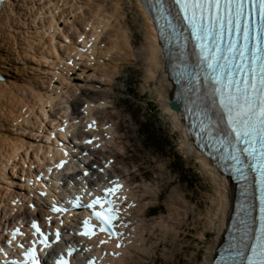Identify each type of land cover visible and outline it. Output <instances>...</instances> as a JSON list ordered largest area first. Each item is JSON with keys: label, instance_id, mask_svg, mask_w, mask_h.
<instances>
[{"label": "bare ground", "instance_id": "obj_1", "mask_svg": "<svg viewBox=\"0 0 264 264\" xmlns=\"http://www.w3.org/2000/svg\"><path fill=\"white\" fill-rule=\"evenodd\" d=\"M18 1L19 0H5L3 3L5 5V10L3 12V16L0 17V69L4 75H7L6 81L2 85H0V166L6 168L2 172L3 181L6 178L7 173L9 174L8 166L5 165V162L17 158V156L19 155L21 156V150L26 151V148L30 146L28 140L32 137L31 134L33 135V137H35L34 126L36 124L33 125L32 131H29V133L26 134L25 128L34 122L27 118L24 113L25 110L35 116H37L38 114L39 117H37V119H39L40 121H42L41 116H43L44 118L51 120L54 124H60L57 119L53 120L51 117H49V111L57 114L61 119H63V129L58 130L56 132L57 134L54 136L55 139L57 138V135L61 137H66L69 130L79 131V128L76 129L75 119L73 115L68 114L67 110L64 109L62 104L57 107L56 111L53 110L54 106H56L57 104L66 103L65 99L68 90L64 91L65 96H63V94L59 95L63 89L62 87H54V82L52 81H48V84H50V90H46L43 87V84L46 80L45 74L48 73V67L50 66L52 69H55L56 67V63H54V58L55 56L59 57V52H56L58 50V47H63V49L76 48V38H84V33L81 31V29L76 26V18H80V20H84V22L87 21V28H94V30L97 32L95 34L96 41L98 40L101 34L103 35L105 30H107V34L110 31V33L113 32L112 35H114V39L112 43L109 44V46L105 50L101 49L102 55H99V64L100 58L106 57L108 59L106 62L110 63V68L117 70L118 62H123L129 59H131V61L138 58H142L143 60L145 59L144 65L146 67V70L148 71V74L145 75V80L155 86L159 102L162 105L166 104L170 110L171 107H179V103H168V100L171 99L172 90L171 85L167 82L166 77L162 73V68L165 65V61L162 60L161 57H159V52L157 51L154 42L148 38L149 28L146 23V19L142 16L141 28L144 32L145 41L139 51H135L132 47V41L130 40L131 36L129 35V28L126 26L123 19L124 12L122 11V3L126 1L130 2L134 4L135 9L138 11L139 7L135 4L137 0H105L104 2L106 3V5H109L108 8H106L103 3L99 1L94 2L95 0H48V7L44 2L40 3L41 6L37 8H39V11L40 9L42 10L41 18H46L47 24L44 25V30L41 32L39 30L42 29L43 24L39 23V21V25L37 28L35 24L34 29H36L37 31H30L27 42V46L30 49L27 50L25 48L26 50L22 53L23 57L19 55L23 51V43L18 40L17 35L12 30L14 27L12 26V24H14L17 18L20 17L23 13V9L20 8V6L22 5H18ZM88 1L91 2L89 3ZM44 9L46 10L43 11ZM87 10L92 13L91 16H87ZM47 11L49 15H47L48 17H45ZM61 20H63V25H61V23L59 22ZM65 26L67 28H65ZM69 30H74V33L70 32ZM67 39L69 40V42H66L68 41ZM99 41H97L99 43L98 45H100ZM102 41L105 42L104 40ZM9 42L11 43V47L14 48L13 50L15 51L18 60L22 61V59L24 58H30V60L32 59L33 61L36 60L39 67L37 74L26 76L20 75L18 71H22V66L24 65L25 68L23 69L27 70L29 65L27 66L28 63L24 62V64L22 63L23 65L19 66L15 62H12V59L10 60L8 52V48L10 47ZM7 46L9 47L7 48ZM97 46L95 48L89 47V50L87 52L88 57L94 55L93 53L95 52V50H97ZM90 51L92 52L91 54ZM16 57H14L13 59H17ZM42 60L44 61V63L47 64L43 65V67H40L39 63ZM9 61H11L12 63ZM106 62L104 61L102 62L103 64L101 66H97L98 62L96 61V65L93 66V69L100 71L99 69H101L104 64H107ZM102 69L106 68L103 67ZM9 73H11V75H9ZM108 75L111 76L110 74ZM102 80L104 81L107 79H104V77H102ZM110 83L109 85H111ZM90 84H95V82H92ZM106 84L108 85V82ZM99 86L100 85H97L95 89H106ZM95 89H92V91L95 92ZM92 100L94 103V105L93 103H91V106L93 105V114L91 111L92 120L109 121L105 120L99 114L100 111L107 110V107L109 106L108 100H95V98H92ZM37 109L39 113L36 112ZM165 111L167 114L169 113V110L166 108ZM178 112L174 111L171 116L175 127L179 124ZM112 131L113 133L111 135L112 137L110 142L115 141L116 130L114 126L111 132ZM37 135L41 136L42 133L39 131ZM182 143L183 146H186L183 138ZM47 147L52 148L50 145H47ZM199 160L200 165L202 166L201 168H203L202 171H204V174L210 177L214 185V192L216 194L215 206L208 209V217H206L210 222L209 225H211L212 231L201 230L199 232V237H201L202 240L207 239L208 237H214L210 241V248L209 246H207L209 248H207L208 253L205 256L204 261L201 263L209 264L212 259L213 251L216 249L217 245L222 241V233L225 231L223 223L224 220H226L227 225V221L232 211V206L235 199V186L234 184L229 183L227 180L222 178L216 167L213 166L211 163L204 160L203 158H199ZM1 170L2 169H0V171ZM133 183V190L135 191V189L138 188L140 185H135V182ZM4 188H6V185ZM179 193L180 191L178 189H176L174 192L175 196H177ZM144 195L145 193H143L141 190L140 194H135V196L140 200V203L138 204L139 206L135 208L134 216L137 218L141 217L140 215H138L140 213L141 208L143 209L141 211L142 215H146L148 211H146L147 206L141 201L142 196ZM1 196L2 195L0 194V197ZM180 196L182 197V199L186 198L184 195ZM179 201L182 202L181 199H177V202ZM149 202L151 203V201H148L146 202V204L149 205ZM136 203L137 200H133L131 205L134 206ZM141 203L142 205H140ZM2 206L6 205L3 204ZM214 209L215 211L213 212ZM139 224L143 229H147L149 226V224L145 223L144 221H140ZM158 228L159 226H153V230L155 229L161 232V230H159ZM136 230L139 232L142 230L140 229L138 223L136 226ZM141 240L142 235H140L139 239H137V242L140 243ZM137 249H139V246L137 247ZM142 251H144V249H142ZM195 257L197 258V254L195 255ZM122 262L123 264H141L140 261L136 260V252L134 251H130V256Z\"/></svg>", "mask_w": 264, "mask_h": 264}, {"label": "rangeland", "instance_id": "obj_2", "mask_svg": "<svg viewBox=\"0 0 264 264\" xmlns=\"http://www.w3.org/2000/svg\"><path fill=\"white\" fill-rule=\"evenodd\" d=\"M98 1L103 3L106 8L109 7V5H106L104 2L105 0H95L94 2ZM88 2L90 3L91 1ZM40 3L35 4V0L18 1V5H22L20 8L23 9V13L17 18V22L15 21V23L12 24V26L15 27V30L14 27L12 30L17 35L18 40L23 43V51L19 54L21 57H23L22 53L26 49H30L27 46V42L30 31H37L34 29L35 24L36 28L38 27L39 23L43 24L42 29L39 30L40 32L44 30V25L47 24V19L41 18L42 10L40 9L39 11V8H37L41 6ZM29 5H31L32 8ZM45 10L46 9L43 11ZM125 10L128 15L123 11L122 8V11L124 12L123 19L126 26L129 28L132 47L135 51H139L142 46L141 42L143 40L142 33L137 28V19L139 15L135 10L129 9L127 6H125ZM87 13L92 15V13L88 10ZM47 15H49L48 11L45 17H48ZM91 15L87 14V16ZM126 17L131 23L126 20ZM61 21L59 22L61 25H63V20ZM80 21V18H76L75 20L76 26L79 29L80 26L78 23ZM65 28L67 27L65 26ZM20 31H22L24 34ZM69 31L73 32L74 30ZM106 32L107 30H105L103 35H100L101 38L99 37L97 40H100V45L98 46L101 48L97 46V50H95L93 53L95 55H93L94 58L97 57V66H101L103 64L102 62H106L108 60L106 57L100 58L99 64L98 58L99 55H102L101 49L105 50L114 39V35H112L113 32L110 33V31L108 34ZM8 47L9 46H7V48ZM13 49L14 48L11 47L10 43V47L8 48L10 60L12 59L11 61L15 62L19 66L23 65L24 62L28 63L27 66L29 65L27 70L23 69L25 68L24 65L22 66V71H18L20 75L26 76L37 74L39 67L36 60L33 61L32 59L30 60V58H24L22 61L18 60V57H16L15 51ZM91 53L92 52L90 51V54ZM14 57L17 59H13ZM128 61L129 60L118 62V68L120 65H122L120 63ZM106 63L107 64H104L103 66L106 69H102V67V70L99 69L100 71L97 72V76L107 79L104 81L106 83L108 82V85L103 80V85H100L106 89H98L99 92L96 93V91L93 92L92 89H95L97 85L87 84L86 92L91 96V98H95V100L105 99L104 97L108 96V101L110 104L106 111H100L99 114L105 120L110 121L113 119L115 124L118 137L116 143L119 147L117 151H119V153H116L115 150L111 153L115 152L117 154V156H115V161L119 162L120 170L131 172V177L138 181L139 185L143 188L141 190L143 193L146 194L147 192H152V194H146L148 198L154 200L156 194L160 193L159 202L163 205L164 213L148 218L147 222L151 223L160 218H164L169 223V230L165 234L164 230L161 229V232L156 231L155 234L151 235L152 238L148 241V244L150 245V254L147 262L148 264H153V259H157L156 264H201L208 253V249L210 248V241L214 238L212 236L202 240V238L199 237V232L201 230L212 231L211 225H209L210 222L206 218V215L208 213V209L212 207L211 203L213 200V193H215L214 185L209 176L204 174L205 172L202 171L203 169L201 168V165L196 163L198 159H196V157L194 158L192 155H185L183 148L181 150V135L179 132L175 131L173 119H171L166 113L161 103L157 101L154 85L149 84L148 87V84L144 81L142 75L143 67L137 65L132 70H129L126 68H130L131 66H126V68L124 67L123 71H118V68L117 70L110 68V63ZM45 64L47 63H44L42 60L39 63V66L43 67ZM108 74H110L112 77ZM116 74L118 75V78L114 81V84L112 85L113 90H111L108 88L109 83H113ZM9 75H11V73H9ZM144 91H146L145 94ZM60 105L61 103L54 106L53 110L56 111L57 107ZM133 107H136L134 108V115L130 117L128 110L130 108L132 109ZM139 113L142 115V117H137V114ZM143 115L146 117L145 119L147 120V123L141 128L140 124L142 122L141 119H143ZM137 123H139V126H137ZM148 124H151L152 131L148 128ZM36 126H38V124L34 126L35 130L38 128ZM38 133L39 131H37L36 134ZM164 144H170L171 148L169 149L168 147H165ZM112 148L113 147L110 149ZM173 151H178L179 153L182 151V153L181 155H176L175 158H172L171 154ZM21 155L23 154L21 153ZM0 169H2L0 171V187H5L6 181L10 180L7 179L9 174L7 173V176L3 181L2 172L6 168L1 167ZM178 176L180 179L177 178ZM176 189L180 191L177 196L174 194ZM180 195H184L186 198L182 199ZM208 196L209 199L207 198ZM168 199L175 201H177V199H181L182 201H187L189 205V217L185 218L183 214H180L178 216L176 215L175 219L171 218L170 209L176 207L171 205ZM146 202L148 201H145L144 204L148 206ZM152 202L153 201H151V203ZM151 203L149 202V204ZM177 203L180 206H183V202L179 201ZM140 205H142V203ZM142 210L143 209L141 208L140 213ZM147 210L148 209H146V211ZM207 246H209V248ZM196 254L197 258L195 257Z\"/></svg>", "mask_w": 264, "mask_h": 264}, {"label": "snow or ice", "instance_id": "obj_3", "mask_svg": "<svg viewBox=\"0 0 264 264\" xmlns=\"http://www.w3.org/2000/svg\"><path fill=\"white\" fill-rule=\"evenodd\" d=\"M3 3L4 0H0V5ZM175 4L179 6L183 19L187 21L197 41L201 66L206 71L205 79H211L217 85L214 93L219 96L220 107L230 129L228 138L220 143L231 145L229 159L234 162L233 167L240 178H245V167H251L258 173L261 191L260 228L256 232L255 243L245 244L241 239V244L244 248H250L251 254L238 252L242 256L238 264H264V0H175ZM152 8L161 15L168 12L166 0H150L149 10ZM226 36L227 44L224 43ZM241 144L244 147L237 148ZM242 156L253 163L245 165ZM65 163L62 161L57 167H63ZM121 187L117 184L104 189L103 195L83 205L93 211L92 216L83 222L80 236L91 240L100 233L108 239L122 235L115 227L121 219L117 203L121 197L116 195ZM109 194L115 196V199L110 198ZM71 203L74 207L81 206L80 197ZM52 210L67 211L55 205ZM93 219L96 223L91 222ZM32 227L35 230L33 235L42 237L40 243L43 246L37 249L33 243L23 253V260L13 264H47L45 257L39 253L52 248L62 238L59 229L52 241L51 234L42 232L35 221ZM18 232V229L13 231V238ZM107 242L106 239L99 240L100 244ZM117 247L120 245L117 244ZM74 251L69 247L68 258L62 254L53 264H71ZM89 264H93V261H89Z\"/></svg>", "mask_w": 264, "mask_h": 264}]
</instances>
